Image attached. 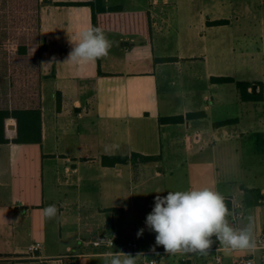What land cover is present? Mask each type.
Returning <instances> with one entry per match:
<instances>
[{
	"label": "crops",
	"instance_id": "obj_1",
	"mask_svg": "<svg viewBox=\"0 0 264 264\" xmlns=\"http://www.w3.org/2000/svg\"><path fill=\"white\" fill-rule=\"evenodd\" d=\"M89 1L43 0V142L0 144V264H38L57 256L47 246L48 170L54 176L56 200L50 201L61 206V215L66 206L94 204L96 198L129 206L130 214L118 207V222H112L118 244L109 251L89 243L111 234L102 232L99 226L94 234L91 215L84 225L86 233L93 235L89 240L83 232L84 217L78 216V225L82 226L77 238L80 250L74 255L91 254V264L128 260L131 254H114L127 238L138 240L136 254L145 258L142 264L152 256L159 260L173 256L169 264H238L239 256L258 255L253 245L254 237L264 232V99L244 101L236 83H212L211 77L251 81L249 91L254 93L261 90L256 82H263L264 92V79L254 68L244 75L211 70L200 74L183 67L184 61L196 57L182 54L162 56L172 57L170 61H158L153 54L151 62L156 66L135 67L134 60L125 54L129 46L149 45L153 52L159 37L171 35L166 32L170 0H105L107 7L150 11L154 32L153 41L147 43L142 37L101 29L99 61L92 49V8L84 3ZM205 1L201 0L203 39L212 36L214 44L228 45V53L236 60H261L264 0H259L255 8L243 0L228 7L222 6V0H213V7L206 8ZM261 6L263 16L257 22L253 15ZM222 19L227 21L212 23ZM112 44L121 47L112 52ZM243 44L245 47H239ZM179 82L181 88L176 90L181 98L175 100L174 88ZM188 112L203 114L183 123L160 122L162 116ZM84 118L93 120L79 128L75 121ZM148 124L153 125V136L146 135ZM96 130L100 132L96 134ZM133 130L139 136L136 144ZM95 147L99 152L92 155ZM134 152L161 155L162 159L114 166L102 163L104 155L131 156ZM160 162L166 172H171L168 179L166 176L168 187L176 190L165 196L174 205L172 217L163 208L158 213L155 193L150 191L156 186L143 183L141 178L146 165L159 167ZM88 166L91 169L84 172L83 167ZM179 170L180 176L175 174ZM83 180L88 184L86 189ZM219 199L231 208L219 210ZM106 209L99 208V213ZM109 209L116 212L117 208ZM99 213L95 215L97 220ZM195 224L209 226L201 239L190 236ZM58 226L62 229V219ZM165 226L167 230H162ZM173 227L176 232L170 233ZM237 235L245 239L242 248H235ZM37 242L41 249L29 254V247ZM66 255L71 254L58 255V264ZM217 255L223 257L221 263H217Z\"/></svg>",
	"mask_w": 264,
	"mask_h": 264
},
{
	"label": "trees",
	"instance_id": "obj_2",
	"mask_svg": "<svg viewBox=\"0 0 264 264\" xmlns=\"http://www.w3.org/2000/svg\"><path fill=\"white\" fill-rule=\"evenodd\" d=\"M81 4L79 2H74ZM93 12L92 49L100 61V31L110 28L131 37L153 41V18L148 10L125 11L122 6H108L105 0L84 2ZM264 3V2H263ZM43 0H0V144H28L43 142V80L42 52L45 40L41 33V8ZM227 20H215L223 24ZM172 57H160L158 61H170ZM101 74H103L101 72ZM212 83H236L244 101L264 99L263 82L258 93L250 92L253 82L237 80L233 76H212ZM203 112H188L186 115L162 116L160 122L183 123L199 117ZM161 155H145L134 152L128 155H104L102 163L114 166L132 161L147 163L159 161ZM253 191V190H251ZM224 205L218 200V209ZM209 226L195 224L190 234L194 239L201 236ZM162 230H167V226ZM161 230V231H162ZM216 238L213 236L212 244Z\"/></svg>",
	"mask_w": 264,
	"mask_h": 264
},
{
	"label": "rangeland",
	"instance_id": "obj_3",
	"mask_svg": "<svg viewBox=\"0 0 264 264\" xmlns=\"http://www.w3.org/2000/svg\"><path fill=\"white\" fill-rule=\"evenodd\" d=\"M236 0H222V6L228 7L232 6L233 3H235ZM245 2H248L252 7L258 6L259 0H243ZM214 5L213 0H206L205 6L206 8H212ZM167 17L169 18L168 23H170V26L167 28L166 32L169 35V37L163 36L162 38H158L155 42L154 51L152 52L151 46L149 45L136 48L134 46H129L128 50H126V56L130 57L132 60H134V66H156V64L151 62V58L154 55L158 56L157 58H160L162 56H173L177 54H182L185 57L193 56L196 58L189 59L184 61V68H192L194 72H199L200 74H204L206 70H211L214 73H235L239 72V75H244L248 73L249 68H254L255 71L261 76L262 79H264V43L260 41V47L262 48L261 54V60H242L241 57H238L237 60L233 58L229 53V46L213 43V37L209 36L205 37L203 39L202 34L203 31L201 30L202 25V5L201 0H170V4L167 5ZM257 12L253 15L254 19L257 22H260L261 17L263 16L261 10H263L262 6L259 7V9H256ZM264 20V16H263ZM199 32V33H198ZM178 34V35H177ZM206 34V33H205ZM246 44L239 45V47H245ZM250 46V45H249ZM121 47V45H114L110 46V50L113 52L116 49ZM225 47V48H224ZM152 63V64H151ZM184 69V70H185ZM158 70L159 66H158ZM250 70V69H249ZM160 74V82L161 85L165 86V83L162 78V74ZM181 82H179L175 88H174V94L173 98L176 100L177 98H181V92L179 90H176L178 88H181ZM76 109H73V113L76 116ZM85 120L78 119V121H75V124L79 126V128H82L83 123H91L93 118H84ZM95 120H97L95 118ZM98 125V123L96 122ZM77 126V127H78ZM133 129L135 126V129L137 128V124H132ZM95 126H93L94 128ZM99 127V126H98ZM97 131V130H96ZM100 132L97 131L96 134ZM95 134V135H96ZM155 134V130L153 128V125L148 124L146 125V135L153 136ZM138 133L133 130V140L135 139V144L137 142ZM138 145V144H137ZM93 149V148H92ZM102 149V148H101ZM99 152V150L95 147L92 150V155ZM159 164H162L161 162ZM147 167L143 168L145 170H141V178L143 183H150L151 185H155L156 187L154 189H151L150 191L152 193H155V201L157 203L156 208L158 213L163 208V212L165 214H169L170 217L173 216L174 211V205L169 200H165V196H168L172 193H174L176 190L172 191L168 187V182L166 180L170 177L171 172L165 170L164 165L162 164L159 167H155V165L152 163L150 165H146ZM91 168L88 166L86 168L83 167V171H89ZM158 171H160L162 174L158 175ZM83 172V173H84ZM182 170H179L175 172L176 175H181ZM90 174V173H89ZM87 174H85L86 177ZM95 175V174H94ZM54 176L50 170H48L46 183H47V193L49 196V204L47 206L48 209V241L47 246L49 250L53 253H55L57 256H54L52 258H49L45 263H38V264H58L57 258L59 257V254H71V256L74 255L78 250H80V242L77 240L79 238L80 229L82 226L78 225V216L82 215L84 217L83 221V232L84 235L89 239H93V235L90 233H86L87 226L85 225L86 220L88 221V218H90L91 215H93V218H90V223L94 226V234L98 232L99 228L102 232L107 234H113V228H112V222L115 220L116 224L118 222V218L120 217V211L118 207H124L126 209L125 213L130 214L129 206H119L116 204V202H112L113 200H105V199H94V204H85V205H70L66 206L65 212L60 214L61 212V206L56 205L55 202L52 204V201H56L54 199ZM83 189H86L88 187V184H85V181L83 180ZM143 190V189H142ZM181 191V190H179ZM65 207V206H64ZM108 208L106 210H103V213H99V208L104 209ZM112 207H116V212H114ZM114 209V208H113ZM122 212V211H121ZM140 212V211H139ZM98 213V218L95 217V215ZM138 216H140L139 213H137ZM157 214V212H156ZM185 215V213H183ZM142 216V215H141ZM88 217V218H86ZM62 219L63 226L60 229L59 222ZM98 223V224H97ZM99 226V228H98ZM62 233V236H60ZM92 241V240H91ZM71 246V250H68L67 247ZM63 259V258H60ZM77 259V258H76ZM144 257L139 254H131L128 257V261L131 264H142L144 261ZM93 261L94 259L91 258ZM169 262H173V256H164L162 259H160V264H169ZM108 263H110L108 261ZM5 264V263H3ZM179 264V263H178Z\"/></svg>",
	"mask_w": 264,
	"mask_h": 264
},
{
	"label": "built area",
	"instance_id": "obj_4",
	"mask_svg": "<svg viewBox=\"0 0 264 264\" xmlns=\"http://www.w3.org/2000/svg\"><path fill=\"white\" fill-rule=\"evenodd\" d=\"M175 227L170 228V233H175ZM235 248L244 247L245 239L242 235H237L234 238ZM91 245L97 248L104 249L105 251H109L114 248L118 244V238L115 234L113 235H101L92 241H90ZM254 248L259 251V254H252L251 256H239L237 258L238 264H257L258 262L264 263V232L258 233L254 237ZM121 250L114 254H135L139 252L140 245L137 239L135 238H127L122 240L121 242ZM41 249V243L37 242L32 244L29 247L28 253L35 254L36 251ZM91 254L88 253H80L78 255H66L62 257V264H91L90 261ZM77 258V259H76ZM217 263H221L223 261V257L221 255H217L215 257ZM112 264H131L128 260H124L123 262L114 261ZM145 264H160V260L157 256L150 257Z\"/></svg>",
	"mask_w": 264,
	"mask_h": 264
}]
</instances>
